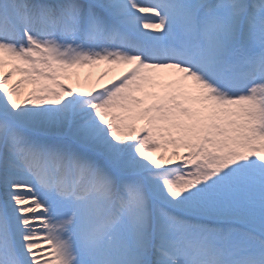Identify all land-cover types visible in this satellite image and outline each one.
Listing matches in <instances>:
<instances>
[{"label":"snow or ice","instance_id":"1","mask_svg":"<svg viewBox=\"0 0 264 264\" xmlns=\"http://www.w3.org/2000/svg\"><path fill=\"white\" fill-rule=\"evenodd\" d=\"M0 264H264V0H0Z\"/></svg>","mask_w":264,"mask_h":264},{"label":"bare ground","instance_id":"2","mask_svg":"<svg viewBox=\"0 0 264 264\" xmlns=\"http://www.w3.org/2000/svg\"><path fill=\"white\" fill-rule=\"evenodd\" d=\"M82 70V72H81V76L83 77V75L85 74V72H87V70H91L93 73H99L100 71H102V69H87V68H85V69H81ZM85 70V71H84ZM84 71V72H83Z\"/></svg>","mask_w":264,"mask_h":264},{"label":"rangeland","instance_id":"3","mask_svg":"<svg viewBox=\"0 0 264 264\" xmlns=\"http://www.w3.org/2000/svg\"><path fill=\"white\" fill-rule=\"evenodd\" d=\"M80 72H82V70H80Z\"/></svg>","mask_w":264,"mask_h":264}]
</instances>
